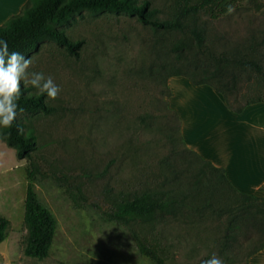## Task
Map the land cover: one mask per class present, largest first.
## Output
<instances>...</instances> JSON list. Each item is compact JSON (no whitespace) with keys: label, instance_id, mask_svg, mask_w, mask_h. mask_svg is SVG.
I'll return each instance as SVG.
<instances>
[{"label":"rangeland","instance_id":"obj_1","mask_svg":"<svg viewBox=\"0 0 264 264\" xmlns=\"http://www.w3.org/2000/svg\"><path fill=\"white\" fill-rule=\"evenodd\" d=\"M148 1L158 11L156 18L175 16L177 0ZM199 22L216 38L218 53L230 51L248 42L254 31L264 32V7L256 12L246 0L216 20L200 13ZM62 29L69 39L81 41L77 52L47 40L24 55L32 60L28 71L51 76L60 95L47 100L51 112L21 116L37 136L34 188L56 219L54 240L44 259L25 253L29 161L17 159L15 149L0 139V214L10 220L0 243V264H153L140 253L134 230L148 243L158 242L166 264H202L213 255L223 264H246L250 243L261 239L260 207L254 206L253 215L243 214L233 204V195L210 176L197 185L204 197L192 198L184 191L198 171L191 166L192 156L182 146L178 154L171 143L178 122L168 104L170 68L163 69L182 64L172 49L182 34L146 25L126 13L88 9ZM261 51L264 65V47ZM191 53L187 49L182 55ZM199 59L228 65L203 55ZM239 75L243 86L248 74ZM227 79L232 80L231 72ZM162 188L182 192L172 197L177 216L170 214L171 206L139 223L111 217L123 199Z\"/></svg>","mask_w":264,"mask_h":264},{"label":"trees","instance_id":"obj_2","mask_svg":"<svg viewBox=\"0 0 264 264\" xmlns=\"http://www.w3.org/2000/svg\"><path fill=\"white\" fill-rule=\"evenodd\" d=\"M246 0H177L175 3V16L170 19L156 18V9L150 8V1L144 0H28L22 10L10 17L4 24L0 25V39L7 41L9 51H17L23 55L39 48L44 41H56L60 45L68 46L72 52H77L80 42L69 39L62 27L69 24L75 14L84 9L93 12L106 11L111 13H126L137 16L141 22L157 29L170 33H181L182 37L174 43L172 49L176 52L181 65H163L168 79L172 76H183L188 78L194 85L207 84L220 92L227 105L237 113L252 103L264 101V65L260 63L259 55L264 47V32L254 31L250 39L233 50H222L218 53L214 44L216 38L208 35V29L199 22L200 13L209 16L212 20L227 15L228 5L234 9L242 6ZM250 6L256 12L264 7L262 0H248ZM260 36V37H259ZM215 38V39H214ZM69 45H72L70 47ZM228 48V47H227ZM190 49L191 56L185 57L183 51ZM207 56L210 59H218V62L227 61L228 65H210L199 59V56ZM231 72L232 80L227 77ZM246 72L247 80L240 86L238 84L239 74ZM241 80V79H240ZM21 98L18 101L19 108L23 112H17V118L11 129H0V139L13 147L19 160L27 159V191L25 198L24 223L28 229V239L25 245L27 255L44 259L49 255L56 231V219L52 212L40 201L35 188L34 180L39 167L34 159V152L38 149L37 136L33 129L27 127L21 118L24 113L51 112L52 107L45 103V94L29 91L21 82ZM169 87V86H168ZM171 96V90L168 95ZM173 110V109H172ZM177 126L171 130L170 140L176 152L179 148L188 152L192 157L191 166L198 171V178L192 186L184 189L190 197H204L198 193L203 187H197L207 177L219 183V187L226 193L233 195V204L240 207L243 214L253 215L252 209L255 205L260 207L262 217L259 224L263 227L259 242L250 243L244 254L245 263L248 259L264 247V197L247 194L239 191L228 179L225 169L214 165L210 160L202 157L197 151L189 148L182 135L181 120L177 111ZM209 177V178H210ZM196 187L199 189H196ZM181 191H173L166 188L156 190H145L135 193L132 198L120 201L111 217L119 222L131 223L149 221L161 212H168L171 206H175L173 196L179 195ZM182 193V192H181ZM207 203V201H206ZM199 205L198 207H200ZM234 206V205H233ZM177 206L170 214L177 216ZM10 220L0 214V243L3 242L8 233ZM137 247L140 253L148 257L153 264H166L162 256V248L158 242L148 243L142 238L137 230L133 231ZM237 236V234H236ZM243 248V247H242Z\"/></svg>","mask_w":264,"mask_h":264},{"label":"crops","instance_id":"obj_3","mask_svg":"<svg viewBox=\"0 0 264 264\" xmlns=\"http://www.w3.org/2000/svg\"><path fill=\"white\" fill-rule=\"evenodd\" d=\"M28 0H0V25L18 14ZM170 108L177 111L186 145L225 169L239 191L264 197V101L240 113L210 85L188 78L168 79ZM247 264H264V247Z\"/></svg>","mask_w":264,"mask_h":264},{"label":"clouds","instance_id":"obj_4","mask_svg":"<svg viewBox=\"0 0 264 264\" xmlns=\"http://www.w3.org/2000/svg\"><path fill=\"white\" fill-rule=\"evenodd\" d=\"M228 14L235 11L232 5L226 9ZM32 64L30 58H26L17 51H9L6 40L0 39V129H11L17 118V112H23L19 108L18 101L21 98V82L31 84L41 94L46 93V100L58 99L61 88L54 82L51 76L47 78L42 72H29ZM202 264H223L216 255L211 259L202 261Z\"/></svg>","mask_w":264,"mask_h":264}]
</instances>
